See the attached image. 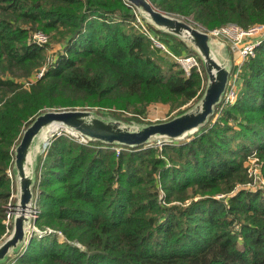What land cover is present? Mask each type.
<instances>
[{"label":"trees","instance_id":"trees-1","mask_svg":"<svg viewBox=\"0 0 264 264\" xmlns=\"http://www.w3.org/2000/svg\"><path fill=\"white\" fill-rule=\"evenodd\" d=\"M150 1L200 29L264 25V0ZM138 18L125 0H0V239L10 229L14 147L36 115L97 108L140 119L150 105L181 111L199 98L204 76L163 63ZM39 31L49 43L32 41ZM42 67L33 83L20 81ZM239 74L236 100L189 139L117 154L51 137L36 189L42 233L5 264H264V189L242 186L254 153L264 176V40Z\"/></svg>","mask_w":264,"mask_h":264},{"label":"water","instance_id":"water-1","mask_svg":"<svg viewBox=\"0 0 264 264\" xmlns=\"http://www.w3.org/2000/svg\"><path fill=\"white\" fill-rule=\"evenodd\" d=\"M137 15L157 31L183 42L199 58L205 74L203 92L193 106L169 120L139 124L115 120L92 109H52L36 115L14 147L12 177L15 199L10 229L0 241V264L20 252L33 237V206L36 201L42 151L49 133L67 130L87 142L107 146L148 147L180 142L210 124L223 103L233 63L227 45L186 19L157 8L150 0H125Z\"/></svg>","mask_w":264,"mask_h":264},{"label":"built area","instance_id":"built-area-1","mask_svg":"<svg viewBox=\"0 0 264 264\" xmlns=\"http://www.w3.org/2000/svg\"><path fill=\"white\" fill-rule=\"evenodd\" d=\"M139 22L142 25V30L150 37V39L153 42L154 47L159 49L162 52H167V54L171 55L175 62H177L180 67L184 70L186 75H190L192 71H198L201 75H203V70L201 66V62L199 58L195 54H174L170 47L167 46V44L162 41L159 37V35L152 33L144 24L142 23V20L140 18ZM211 35L223 39V40H230L232 42L233 48L236 50V54L239 57V63L236 64L235 70L233 71L229 85L227 88V91L225 93V97L223 99V105H227L230 103H233L237 96H238V88H239V80H240V71H241V66L244 63L246 59H249L251 56L255 54V50L258 47V45L264 40V25L263 24H255L249 28H243L237 24H228L219 28H215L212 30H207V29H202ZM32 41L36 44L39 45H45L49 42L48 36L43 33V32H35L33 33L31 37ZM45 67L41 69V73L39 74L38 78L41 77L44 72H45ZM72 134V133H70ZM74 136V135H73ZM80 142L82 143H87V140L85 138H78ZM50 141L45 145V152L47 150L48 144ZM113 150L117 152V154H120L121 151L124 149L123 147L120 146H114L112 147ZM249 160H252L253 163L258 162V158L256 157V153L252 154L249 157ZM248 160V161H249ZM259 163V162H258ZM260 164V163H259ZM248 166V165H247ZM249 174L255 175L254 171L256 169H249ZM12 176V173L10 174ZM261 188V187H257ZM38 215V207L36 204V201L33 206V219L36 220V217ZM11 217H12V212L10 211L8 215V221L6 223L11 222ZM42 233V231L38 230L35 226V223L33 225V233ZM46 232H53L51 229H47L44 233ZM34 235V234H33Z\"/></svg>","mask_w":264,"mask_h":264},{"label":"rangeland","instance_id":"rangeland-1","mask_svg":"<svg viewBox=\"0 0 264 264\" xmlns=\"http://www.w3.org/2000/svg\"><path fill=\"white\" fill-rule=\"evenodd\" d=\"M184 19H186V18H184ZM186 20L196 26V24L193 22V20L191 18L186 19ZM142 23H143V20H142ZM159 37L165 43L167 42L166 43L167 46L170 47L171 51L175 55L176 54H194V52H192V51H186V50L183 51V52H176L174 50V47L176 45L175 42L171 41V43H170V41H168V40H163V38L161 36H159ZM48 38L50 40V37L49 36H48ZM217 39H219V38H217ZM219 40L223 41L227 45L228 50L231 52L232 63H233V68H234L233 71H234L235 70V67H236V64L239 63V57H238V55L235 52L236 50L233 48L232 42L230 40H227V41L226 40H223V39H219ZM59 51H61V46L58 43L54 44L52 46V48L47 52L49 54L48 61H51L52 59H54ZM164 53L167 54V52H164ZM159 55H160L161 59L163 60L162 61L163 63H165L166 61H168V62L175 61L174 58L171 55H169V54H167V55L164 56L163 54L160 53ZM201 66H202V64H201ZM42 68H44V67H42ZM41 69H38L37 71H35V73L32 76L27 77V78H24V79H21L20 81H23L26 84L33 83L38 78L39 74L41 73ZM202 70H203V68H202ZM202 76H204L203 77L204 78V81H206L204 72H203V75ZM196 101H197V99L194 100V101H192V102H190V103H188L186 106H184L182 108V110H184L186 107L188 108L190 106H193ZM77 109H92L93 111H97L101 115L107 114L109 117H111L112 119H115V120L123 121V122H126V123L136 122V123H139V124H141V123L142 124H148V123H153V122L166 121V120L171 119L172 117H174L175 115H177L179 112L182 111V110L181 111H178V110L172 111L169 104L156 103V104L150 105L147 108L146 114L143 115L144 117H141L140 119H137V118H134L131 113L121 112V111L117 113L116 111H114L112 109L111 110H109V109L98 110L97 108H77ZM49 110H52V109H49ZM55 110H57V109H55ZM63 133H66V134H69V135L73 136V134H70V132H68L67 130L58 129L54 133H52L51 135H49V140L48 141H50L51 140V137H53L55 134L60 135V134H63ZM73 137H75V136H73ZM189 138H191V137H189ZM189 138H187V139H189ZM42 153H43L42 154V159H43V156L45 155V153H47V152H45V147H44ZM42 159H41V161H42ZM246 165H248L249 166V169H251V170H252V168L253 169H256L257 168V170L254 171V174L255 175H252L251 176L249 174V180H248V182L245 183L242 186H244L246 188H250V189H255L257 187H261L262 186V189H264V176L262 174L261 165L258 162L253 163L252 160L247 161L246 162ZM10 177H11V175H10ZM220 197H223V196L220 195ZM14 199H15V189H14V192H13L12 198H11L12 205L9 207L8 211L10 210L11 212H13V210H14V206H13ZM6 235L2 239H0V241H2L6 237Z\"/></svg>","mask_w":264,"mask_h":264},{"label":"bare ground","instance_id":"bare-ground-1","mask_svg":"<svg viewBox=\"0 0 264 264\" xmlns=\"http://www.w3.org/2000/svg\"><path fill=\"white\" fill-rule=\"evenodd\" d=\"M53 130H54V127H53ZM53 130H51V132L49 133V135H51V134H52Z\"/></svg>","mask_w":264,"mask_h":264}]
</instances>
